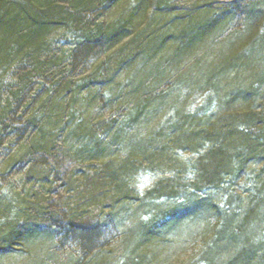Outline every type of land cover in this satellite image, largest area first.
<instances>
[{
    "label": "trees",
    "instance_id": "trees-1",
    "mask_svg": "<svg viewBox=\"0 0 264 264\" xmlns=\"http://www.w3.org/2000/svg\"><path fill=\"white\" fill-rule=\"evenodd\" d=\"M231 22L228 52L202 75L224 81L212 112L150 130L179 90L203 85L195 50ZM135 123L145 135L127 131ZM180 150L196 156L180 161ZM66 161L86 166L58 177ZM143 165L182 172L139 195ZM242 177L247 192L233 195ZM156 198L172 203L153 202L142 221ZM196 219L203 240L189 264H264V0H0V257L20 246L35 264H111L147 243L133 264H155L161 236L192 234Z\"/></svg>",
    "mask_w": 264,
    "mask_h": 264
},
{
    "label": "rangeland",
    "instance_id": "rangeland-1",
    "mask_svg": "<svg viewBox=\"0 0 264 264\" xmlns=\"http://www.w3.org/2000/svg\"><path fill=\"white\" fill-rule=\"evenodd\" d=\"M191 1H194V0H178L179 3H185V2L187 3ZM212 1H217L218 4L219 3L223 4V3H228L231 0H212ZM125 10H126V5H123V7L121 5V7H119L118 9L115 8V10L112 9L110 13L111 17L117 16L118 14L124 12ZM233 24L234 23L232 22L230 24H226L223 27V29L221 28L222 30H218L214 34H212L209 38V41L207 40L206 43H202L200 48L195 50L193 58L196 59L197 62L199 63V69L201 67L202 71H200L199 78H202L203 80L205 79V82H203V85H201L202 82H200L202 80L196 82L194 85L195 92L193 93H191V91H189L188 93L187 89L179 90L176 101H171V103H168L166 107H163L162 109L158 111L157 116H154V117L152 116L150 119L147 120L149 121L148 126L150 130H154L157 126L159 128L163 122L168 120V118L170 117L176 118V116L180 113L190 114V112L194 110L200 111L201 114H203L202 112L203 110L204 111L209 110V112H212V108L214 104L216 103L218 99V95H219V92H216L217 88H221L224 81L221 79V76L219 78L218 75L215 77L212 74L209 76L208 80L202 75L206 74V70H209L210 68H213L219 65L223 54L228 52L229 44L232 43L234 32L237 31V28H238L237 24L235 25ZM183 62H185L184 65L189 64V62L186 60L185 57H184ZM120 76L122 79H124L125 77L124 74H121ZM213 76H214V81L212 82L211 80L213 79ZM227 78L229 80H232L233 74L231 73V71H229ZM206 81L208 82L206 83ZM216 81L220 84H218V87L214 88L215 87L214 83ZM211 84L212 86L209 88ZM235 106L245 108L248 105L247 103L241 102V103H237ZM85 115H88V113L86 112ZM92 115H93V112H91V116ZM143 122H146V121H143ZM141 126L144 127L142 123H139V124L135 123L133 125L127 126L126 128H127V131L133 132L134 136L139 137L140 135L146 134V130H144ZM174 154H176V152L172 151L171 155H174ZM176 156L180 158V161L183 160L184 162L185 161L188 162L187 160L193 159L196 156V154L194 152L180 150V151H177ZM85 166L86 165H84L83 163H80V161L79 162L78 161H70V162L66 161L64 162V166H62L59 169L58 177L65 175V173H67L68 171L74 170V168L82 169ZM168 168H171V169H168ZM181 172L182 171L178 172V170H175V168L172 165H166V167L164 168H160L159 170H153V171L149 167L147 168V165H143L141 169L139 170V172L137 173V175L134 177L135 188L137 189L139 195L144 194L147 189L153 187L158 181L168 178L169 176H174L175 174H179L181 176ZM244 182H245L244 177L237 179L233 186L228 187V191L232 193L233 195H235L238 192L240 196H244L247 192L245 191L246 190L245 188H247V186L244 184ZM59 188H60L59 191L62 192L63 187L59 186ZM224 194L223 192H220L219 190H215L210 194L212 199H216L215 201H217L218 205H220L222 208L227 207L228 199H227V195L225 194L226 196H224ZM153 202H155V204H158L161 210H163L164 207H167V205H170V203H172L170 199H165V198L157 199L156 198L152 200V202H150V205L146 207L143 205L142 208H140L139 210V215L142 214L141 216H139V218H141L142 221L148 220L153 215L152 213L156 212L155 210L156 205L152 204ZM139 204L140 203L135 200L134 202L130 204V207L134 209L136 208V206H139ZM151 204L153 206H151ZM105 209H108V207ZM189 219H193V218L191 217ZM134 220H135L134 217H131L130 214H127V220H125V228L126 226L131 224L130 223L131 221H134ZM157 221H159V218L156 219V222ZM197 226L199 227L198 231L192 234H191V230L189 229V227H183L184 231H182L181 226L178 228H171L168 231H166L165 235L161 236V238L159 239V241H162L160 246L156 244L154 246L156 248L153 249V254H155L156 252H161L160 263H156L158 262L156 261L155 264H189L191 263L192 261L190 260V258L192 259L194 258L193 255L200 248V246L202 245V240H203V234L201 232L202 230L200 229L201 223L200 221L196 219L194 220L192 227L197 228ZM122 237L123 235L120 234L118 237V240L119 241L122 240ZM105 238L106 236L102 237L103 240H105ZM118 245L119 243H117V245L114 247H118ZM148 247H149V251L147 254L150 256L151 250H152V244L149 246V244L147 245V243H145V244H141V246L138 247V249L134 252L130 260L127 261L124 258H121L119 256L120 257L119 261L111 263V264H133V261L136 262L137 260H139L140 255L142 256L146 254ZM16 248H18L17 249L18 251H13L12 253L8 255L0 257V264H35L34 262H32V260L29 259V253L32 252V249H30L31 252H29L28 249L26 251L23 249H20L21 248L20 246L19 247L16 246ZM110 249L115 250V248L113 247H110ZM41 250L45 252L47 248L42 245V247L36 249V251L38 252H40ZM107 250H109V248ZM83 264H87V263L84 262ZM199 264H205V263L200 262Z\"/></svg>",
    "mask_w": 264,
    "mask_h": 264
}]
</instances>
